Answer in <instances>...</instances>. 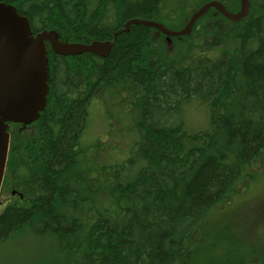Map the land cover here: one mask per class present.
Here are the masks:
<instances>
[{
    "label": "trees",
    "instance_id": "16d2710c",
    "mask_svg": "<svg viewBox=\"0 0 264 264\" xmlns=\"http://www.w3.org/2000/svg\"><path fill=\"white\" fill-rule=\"evenodd\" d=\"M209 1L0 0L34 35L81 44L112 40L136 18L180 30ZM216 1L240 10V0ZM249 2L243 20L211 9L170 43L132 25L105 59L47 44L46 108L9 130L5 180L19 201L0 211V245L47 240L57 264H236L203 243L213 212L264 172V0ZM106 93L127 114L132 142L125 160L99 164L110 144L86 136Z\"/></svg>",
    "mask_w": 264,
    "mask_h": 264
},
{
    "label": "water",
    "instance_id": "95a60500",
    "mask_svg": "<svg viewBox=\"0 0 264 264\" xmlns=\"http://www.w3.org/2000/svg\"><path fill=\"white\" fill-rule=\"evenodd\" d=\"M211 9L217 10L227 20L237 22L247 17L250 2L240 0V10L231 12L220 1H209L196 10L180 30L169 29L153 20L131 19L123 29L113 33L112 40L90 44L62 42L54 31L34 35L26 17L13 5L0 2V192L10 152V126L30 125L46 108L49 93L47 44L60 56L92 54L105 59L110 55L117 37L129 32L132 25L153 28L170 41L171 38L189 35L197 21Z\"/></svg>",
    "mask_w": 264,
    "mask_h": 264
},
{
    "label": "rangeland",
    "instance_id": "374dc122",
    "mask_svg": "<svg viewBox=\"0 0 264 264\" xmlns=\"http://www.w3.org/2000/svg\"><path fill=\"white\" fill-rule=\"evenodd\" d=\"M173 44L168 45L172 47ZM104 97L100 94L94 99L90 130L86 136L88 139L98 138L110 144L107 149L102 150L108 151L102 154L99 164L125 160L132 142L127 114L114 106L115 101L108 93ZM112 127L120 132L118 137L109 135ZM111 145L119 148L121 153L111 151ZM110 155L114 157L109 158ZM244 186L230 203L213 212L203 245L206 248L208 243L209 248L218 254L224 252L225 259H230L232 263L238 264L245 256H250L252 264H264V172ZM12 193L4 178L0 192V211L7 203L19 201L18 196ZM55 253L57 251L52 242L22 235L0 245V264H57V260L62 258ZM209 259L219 260L217 257Z\"/></svg>",
    "mask_w": 264,
    "mask_h": 264
},
{
    "label": "flooded vegetation",
    "instance_id": "af4514ba",
    "mask_svg": "<svg viewBox=\"0 0 264 264\" xmlns=\"http://www.w3.org/2000/svg\"><path fill=\"white\" fill-rule=\"evenodd\" d=\"M24 128L27 127V126H23ZM26 129V128H25ZM14 194V193H13Z\"/></svg>",
    "mask_w": 264,
    "mask_h": 264
},
{
    "label": "bare ground",
    "instance_id": "6f19581e",
    "mask_svg": "<svg viewBox=\"0 0 264 264\" xmlns=\"http://www.w3.org/2000/svg\"><path fill=\"white\" fill-rule=\"evenodd\" d=\"M146 27V26H145Z\"/></svg>",
    "mask_w": 264,
    "mask_h": 264
}]
</instances>
